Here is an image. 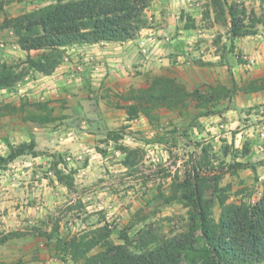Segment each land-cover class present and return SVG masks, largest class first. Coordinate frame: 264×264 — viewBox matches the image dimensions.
I'll return each instance as SVG.
<instances>
[{"label": "rangeland", "instance_id": "1", "mask_svg": "<svg viewBox=\"0 0 264 264\" xmlns=\"http://www.w3.org/2000/svg\"><path fill=\"white\" fill-rule=\"evenodd\" d=\"M0 1H4L8 8L7 11H0V24L5 18L56 2V0ZM224 1L228 5L234 3L244 5L249 11L255 10L259 14L262 12V0ZM155 4H158L154 9L159 10V14L150 12L152 10L150 7ZM167 4V0H150L144 12L146 27L135 37L141 40L140 47L145 49L142 53H146L153 46L150 39L155 37L154 31L168 20L170 12L166 8ZM175 19L183 21L184 27H187V24H194L192 28L203 30L206 35L201 36L199 31L184 33L185 42L178 44L183 47H176V51L170 54L175 56L174 60L180 63L191 60L200 65L198 62L204 61L202 58L204 55L213 56L217 53L221 57L219 64L224 65L227 63L228 54H224L227 48L232 47L233 52L236 51L235 46L223 41L224 37L230 39L231 36L226 21L216 13L213 0H189L187 7L177 10ZM197 19L199 23L195 24ZM180 34L175 30L170 37L166 36V43L173 44L172 40ZM12 36L6 34L3 36V42L5 47L9 48L8 53L12 55L9 56V63L18 64L25 58H19V50L13 46ZM219 37H222V40L216 44L215 41ZM249 37L255 40L253 45L258 39L264 42V25H259L257 34ZM251 50L253 51V48ZM64 51L63 61L70 55ZM236 53L239 60H246L241 58V51ZM252 53L249 56L253 55ZM34 54L37 55V52ZM179 56L188 58L180 59ZM142 60L149 61V58L145 56ZM255 61L254 56L249 57V64L253 65ZM33 75L30 77L33 81L43 79L44 83L48 82L42 75L40 78L35 76V73ZM207 85L201 87L202 90L207 91ZM78 87L74 88L72 97L54 91L50 83H47V88H42L37 93H33L34 87H31L29 91L26 90L27 95L17 96L29 102L51 101L52 113L59 116L60 121L45 125L33 123L40 128V136L45 145L39 150L42 154L37 157L26 154L12 161L19 163V166L12 169L14 174H18L19 182H23L14 187V194L17 195L15 197L24 195L27 200L24 205L29 206L31 216L24 218V223L18 230L8 229V224L0 220V236L10 231L26 232L34 226L51 229L56 223H60V234L70 237L108 222L113 229V239L117 243L123 242L119 238L123 229H128L133 238L139 235V231L147 228L156 234L167 236L183 230L188 217L187 208L182 203L167 204L164 200L165 196L171 194L173 176L176 173L183 175L187 161L192 155L201 154L200 144L211 143L214 147L213 155L216 153L218 157H222L218 141L207 134L199 135L198 131H201L202 126L197 119H193L199 112V109L194 107V102L189 115L165 109L156 111L155 119L152 121V129L156 132L149 138L145 133L147 129L130 128L132 124L122 122L125 111L115 105L116 95L120 92L108 90L102 92L98 90L99 86H94L90 82L86 83V89L83 91ZM14 90L17 91L16 88ZM260 114L257 122L264 125V112ZM69 116H73V120H68ZM110 131H115L120 138L109 139ZM71 133L75 137L73 146H69L70 141L66 140ZM150 143L153 145L149 146ZM10 145L12 144L1 139L0 151L6 149L10 151ZM122 146L138 151L132 155L136 161L133 166L125 163L128 152L123 150ZM55 162H59V169L66 172L75 171V186L72 189L59 183L53 169ZM261 162L264 163V160ZM1 169L4 168L0 167V173H3ZM262 169L264 175V167ZM259 177L260 175H255L253 170L243 169L238 175L225 174L221 185L224 187L229 183L232 185L229 201L255 202L263 191V180ZM16 205L15 203L12 207ZM220 212L221 208L217 203L214 208L216 219L219 218ZM18 250L23 257L26 256L29 264L32 262L71 264L63 262L55 252L54 243L43 236L27 234L0 244V256L5 255V258L11 259L4 260L5 262L17 261L18 257L15 256Z\"/></svg>", "mask_w": 264, "mask_h": 264}, {"label": "trees", "instance_id": "2", "mask_svg": "<svg viewBox=\"0 0 264 264\" xmlns=\"http://www.w3.org/2000/svg\"><path fill=\"white\" fill-rule=\"evenodd\" d=\"M149 4L150 0H56L33 11L5 18L0 24V33L11 29L15 43L27 55L18 64L0 61V90L15 89L32 71L52 75L63 62L64 50L68 47L134 39L146 27L144 12ZM213 6L218 17L226 21L231 46L235 39L257 34L258 26L264 25V0L260 14L238 3L228 5L224 0H213ZM4 8L5 2L0 1V11ZM192 26L194 24H187V28ZM221 40L219 37L215 43ZM32 51L37 55H32ZM231 51L232 47L227 48L224 54ZM198 63L201 66L214 64L202 60ZM207 86V91L201 87L189 90L176 77L155 75L146 87L118 93L115 105L125 111L128 121L142 115L154 121V113L161 109L189 115L194 102V107L201 109L194 115L196 119L218 112L222 101L231 100L238 91L264 90V78L242 85L233 78L231 86L222 83ZM50 103L28 101L19 107L0 104V115L20 112L24 114V121L45 125L58 119ZM108 136L114 140L120 138L115 131H110ZM200 145L201 154L192 155L183 175L173 176L171 194L164 198L167 204L179 202L188 210L184 229L173 235H159L147 228L133 238L128 229H123L119 237L123 242L117 243L108 222L70 237L62 236L60 223H56L51 229L34 226L26 232L10 231L0 236V244L27 234L43 236L54 243L59 258L71 264H263L264 179L261 196L250 203L229 201L232 185H221L225 174L238 175L249 167L256 169L255 163L240 160L249 155L251 149L247 144L242 148L223 145L222 157H218L216 153L213 155L211 143ZM121 148L128 152L125 163L128 166L136 164L132 155L138 151ZM26 154L34 157L42 154L37 150L35 139L10 145L9 154H0V167L5 168ZM58 165L59 162H55L53 169L59 183L72 189L75 171L66 172ZM217 203L221 208L218 219L214 217ZM0 264L29 263L19 258L13 263L0 261Z\"/></svg>", "mask_w": 264, "mask_h": 264}, {"label": "crops", "instance_id": "3", "mask_svg": "<svg viewBox=\"0 0 264 264\" xmlns=\"http://www.w3.org/2000/svg\"><path fill=\"white\" fill-rule=\"evenodd\" d=\"M187 1L189 0H167L166 8L169 10L170 16L160 28L154 31L156 35L150 39V42H153V46L146 53H142L143 51L145 52V49L140 47L141 40L138 38L124 42H101L68 47L65 50L70 55L52 75L32 71L25 80L17 85L16 89L18 92L14 89L0 90V104L9 103L16 107L24 105L28 102L27 99L17 98L18 95H27L26 90L31 87H34L33 93H37L38 90L47 88V83L51 84L54 91L72 97V92H75L74 88L76 86H79V90L83 91V89H86V83L89 82L94 86H99L98 90L102 92L108 90L109 92L121 93L131 88L146 87L153 75L176 77L189 90L197 87L203 88L207 84L216 85L217 83L231 86L233 78L239 85L252 79L264 78V42L258 39L257 43L253 45L255 40L253 41L249 36L234 40L235 50L241 51V58L246 60H239L236 51L228 53L227 63L224 65L219 64L221 57L217 53L213 54V56L204 55L202 57L204 61L214 63L208 66L198 65L191 60L183 63L174 60L175 56L170 54L176 51V47H183V45L178 44L185 42L184 38H186V35L184 33L199 31L201 36L206 35L203 30L184 27L183 21L179 22L175 19V13L180 8L187 7ZM156 7H158V4L151 6L152 10L150 12L159 14L160 11L154 9ZM4 10L7 11L8 8L5 6ZM28 10L30 11L31 9ZM196 23H199V19L195 21ZM175 30H178L181 34L172 40L173 44H167L166 36L170 37V34L175 32ZM6 34L10 37L13 32L11 29H4L0 33V61L6 60L9 62V56L12 55L8 53L9 48L5 47L3 42V36ZM11 38L13 46L19 50V58H25L27 53L15 43L13 36ZM223 41L228 42V45L231 43V39H226V37L223 38ZM251 48H253V51ZM35 52L32 51V55H35ZM251 53L253 55L249 56ZM145 56L149 58V61L142 60ZM253 56L256 61L251 65L249 64V57L252 58ZM178 58L185 59L188 56H179ZM34 73L37 77L40 75L44 76L43 78H47L48 82L44 83L43 79H39L40 81L31 80L32 78L30 77H33ZM263 108L264 90L248 93L238 91L231 100L222 101L217 108L218 112L210 115H200L196 118L202 126L201 131H198L199 135H210L220 143V148L223 145L233 144L236 148H242L247 144L251 152L240 160L255 163L256 169L253 167L246 169H251L255 175H260V180L264 179V175H262V168L264 167L262 165L264 163L261 162L264 160V125H261L257 120L261 117L260 113L264 112ZM23 115L20 112L0 115V140L2 139L5 143L15 145L35 139L37 150H42L45 145H43V139L40 136V128L33 124L35 122L24 121ZM54 116L58 118L55 122L60 121L59 116ZM68 120H73V116H69ZM122 122L132 124L130 128L147 129L145 133L149 138L155 135L156 131L152 129V121L147 115L128 121L124 112ZM70 135L66 140L70 141L68 142L69 146H73L75 145V137L72 136V133ZM152 145L150 143L149 146ZM9 152L6 149L5 151H0V154L7 155ZM17 165L19 166V163L10 162L6 168L1 169L3 173H0V220L6 222L8 224L7 228L11 230H18L24 223V218H30L31 216L29 206L24 205V202L27 201L24 195L15 197L17 195L14 194V187L19 186L18 183H23L19 182L18 174H14L12 169ZM15 203L17 204L16 207H12ZM16 253L15 257L26 260V256L23 257L19 250ZM4 260L10 261L11 259L5 258V255L0 256V261ZM35 263L38 262H32V264Z\"/></svg>", "mask_w": 264, "mask_h": 264}, {"label": "built area", "instance_id": "4", "mask_svg": "<svg viewBox=\"0 0 264 264\" xmlns=\"http://www.w3.org/2000/svg\"><path fill=\"white\" fill-rule=\"evenodd\" d=\"M142 44H143V42H142ZM65 60H67V57H65Z\"/></svg>", "mask_w": 264, "mask_h": 264}]
</instances>
